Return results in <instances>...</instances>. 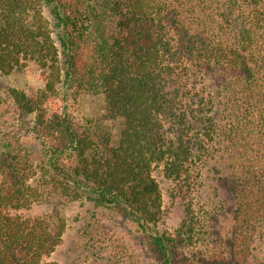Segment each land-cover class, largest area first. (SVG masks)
Here are the masks:
<instances>
[{
  "label": "trees",
  "instance_id": "obj_1",
  "mask_svg": "<svg viewBox=\"0 0 264 264\" xmlns=\"http://www.w3.org/2000/svg\"><path fill=\"white\" fill-rule=\"evenodd\" d=\"M27 64L45 84L12 92L32 121L0 148V264H41L54 251L58 212L19 214L52 196L130 222L156 264H252L249 244H264V157L224 174L231 202L217 226L201 224L187 198L212 147L247 155L242 128H257L262 154L264 0H0V72ZM65 94L96 97L99 112L72 115ZM155 167L175 185L174 225Z\"/></svg>",
  "mask_w": 264,
  "mask_h": 264
},
{
  "label": "rangeland",
  "instance_id": "obj_2",
  "mask_svg": "<svg viewBox=\"0 0 264 264\" xmlns=\"http://www.w3.org/2000/svg\"><path fill=\"white\" fill-rule=\"evenodd\" d=\"M42 12L49 21L53 39L57 42L55 21L45 7ZM44 84L45 79L32 64L16 68L7 74L0 72V148L6 141L13 140V136L23 138L32 121V117L20 114L18 108L14 106L12 92L34 93ZM54 88L59 93L64 91V87L58 83H55ZM65 96L69 112L76 117L84 119L93 117L99 112L101 105L96 97L80 96L71 100L66 94ZM54 102L53 104L57 103V101ZM240 131L249 140L247 155L237 149V151L228 153L224 149L222 153V148L220 150L214 146L210 153L212 159L200 169V175L193 181L192 190L188 195L190 198L188 197L187 200L191 204L194 217L198 218L201 224L217 226L220 206L228 208L231 199L226 187L223 186L222 177L224 174L229 176L233 169H236L234 163L264 157V146L261 147L262 145H260L262 154H258V157L257 154L255 155L259 151L255 147L259 142L257 128L248 129L247 127ZM25 140H21L22 147L34 152L31 155V164H33L34 161L37 162L38 154ZM235 156L237 159L234 158ZM161 170V167L153 168L152 176L161 190L162 210L167 219V225H174L173 189L175 185L163 176ZM29 180L34 184L33 178ZM53 211H57L62 217L65 227L54 251L43 258L41 264H156L145 244H142L141 236L136 228L128 221L112 217V212L109 210L93 211L90 205L81 201H68L52 196L32 204L29 209L20 211L19 214L25 217H35L41 214H54ZM263 226L264 224L259 222L258 228L262 229ZM249 247L252 249L249 250V255L254 256V260L249 259V262L264 264V244H249ZM222 248V244H192L187 250L215 254Z\"/></svg>",
  "mask_w": 264,
  "mask_h": 264
}]
</instances>
